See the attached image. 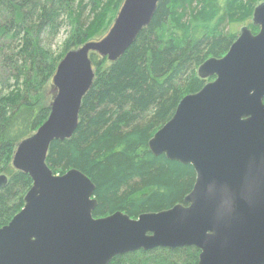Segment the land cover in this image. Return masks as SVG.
Segmentation results:
<instances>
[{
    "label": "water",
    "instance_id": "water-1",
    "mask_svg": "<svg viewBox=\"0 0 264 264\" xmlns=\"http://www.w3.org/2000/svg\"><path fill=\"white\" fill-rule=\"evenodd\" d=\"M161 0H124L108 32L69 50L53 76L56 95L46 121L17 145L12 165L33 183L23 208L0 227V264H109L117 255L195 246L197 264H264V2L221 58L200 65L214 77L179 102L151 138L155 155L191 164L196 183L185 204L133 218L95 217V184L72 168L47 163L55 140L73 136L91 89V53L116 61L150 24ZM9 178L0 174V189Z\"/></svg>",
    "mask_w": 264,
    "mask_h": 264
},
{
    "label": "trees",
    "instance_id": "trees-1",
    "mask_svg": "<svg viewBox=\"0 0 264 264\" xmlns=\"http://www.w3.org/2000/svg\"><path fill=\"white\" fill-rule=\"evenodd\" d=\"M48 1L47 9L48 3L43 0H8L12 16H3L5 23L0 25V37L17 31L11 36L18 41L13 48L8 43L0 45V50H5L0 53L1 65L6 69L20 62L17 69L25 77L26 90L37 86L36 96L24 105L35 119L43 116L39 126L48 118L52 101L43 95L46 77L40 71L50 56L36 36L38 25L44 30L54 25L60 16L56 5H64L70 27L65 55L91 39L102 38L124 2ZM262 2L161 0L150 24L120 58L110 61L91 53L95 79L82 100L79 125L72 137L52 142L47 163L55 174L75 168L92 180L98 202L95 217L121 211L137 218L185 204L196 183L195 168L165 154L155 155L149 142L173 117L184 96L200 91L214 79L201 78L200 65L210 58L223 57L238 38L242 24L248 22L244 26L255 34L259 32L252 19ZM35 18L39 19L37 27L28 23ZM55 69L53 66L48 71L47 78ZM18 111L7 117L8 113L0 110V174L9 178L7 186L0 189V227L23 208L33 183L28 174L12 165L15 143L22 138L12 142L7 137L24 118L17 116ZM199 255L195 246L157 247L117 255L109 264H197Z\"/></svg>",
    "mask_w": 264,
    "mask_h": 264
},
{
    "label": "rangeland",
    "instance_id": "rangeland-1",
    "mask_svg": "<svg viewBox=\"0 0 264 264\" xmlns=\"http://www.w3.org/2000/svg\"><path fill=\"white\" fill-rule=\"evenodd\" d=\"M43 1L45 2L47 1L48 3L47 9L50 8L49 6L50 2L48 0H43ZM75 1H79V0H75ZM9 2L8 0H2V2L0 3V17L3 18V16L4 17L12 16L11 15L12 7L9 5ZM56 7H58V12L60 16L56 18L54 25L45 24L47 25L46 30H44V27L42 29L38 25L39 23L38 18H35L32 21L29 19L28 22L30 23V25L33 26L36 25L35 27H37L38 25L36 36L39 39V42H41V47L46 52V55L50 56V61L49 60L45 61L43 63V71L42 70L40 71V75L42 73L46 77L45 78L46 86L43 95L45 96V98H47L48 101H52L56 95L55 86L53 84V76L55 73L53 75L50 74L51 77L47 78L49 74L48 71H50V69H52L53 66H56L55 69L56 72L60 61L64 57V53L66 50V42L68 40L69 31H70L69 22L67 20L68 15L64 8V5L57 4ZM32 15L34 16V14ZM242 25L243 26L248 25V22ZM242 25L239 26L238 29H240ZM16 33H17L16 30H12L11 32L8 33V36L0 37V45L5 46L7 43L9 47L16 45L18 41L11 40V36ZM97 39L95 38L91 40H97ZM9 49L11 48H8V51L6 50V53L8 55L11 53L9 52ZM4 51L5 50H0V53ZM19 63L18 65H15L13 62L10 65L6 66V69H3L0 58V110L5 111V113H8L7 117H9L18 108L19 111L17 116L18 115L22 117L24 116L23 119H19L20 121H18L15 128L9 131L10 133L8 134L7 138L11 139L12 142H14L18 138H22L20 140L22 141L23 139L31 136L38 129L39 123H41L43 120V116H40L39 118L35 119L34 115H32V112L26 107L27 104L24 105L26 101H28L29 99H33L36 96L37 86L33 85L29 87L28 90H26V88L23 85V81L25 77L23 76V73H21L19 69H17ZM17 127L19 129L15 130ZM20 141L15 143L16 144L15 149Z\"/></svg>",
    "mask_w": 264,
    "mask_h": 264
},
{
    "label": "flooded vegetation",
    "instance_id": "flooded-vegetation-1",
    "mask_svg": "<svg viewBox=\"0 0 264 264\" xmlns=\"http://www.w3.org/2000/svg\"><path fill=\"white\" fill-rule=\"evenodd\" d=\"M1 2H2V0H1ZM0 20H1V21H0V25H3V24L5 23V20H4L2 17H0ZM45 121H46V120H45ZM45 121H44V122H45ZM44 122H43V123H44ZM43 123H42V124H43ZM42 124H41V125H42ZM41 125H40V126H41ZM40 126H39V127H40ZM39 127H38V128H39ZM7 176H8V175H7Z\"/></svg>",
    "mask_w": 264,
    "mask_h": 264
}]
</instances>
